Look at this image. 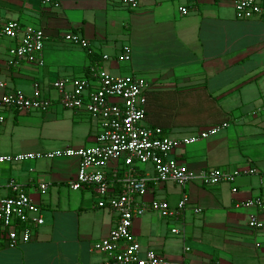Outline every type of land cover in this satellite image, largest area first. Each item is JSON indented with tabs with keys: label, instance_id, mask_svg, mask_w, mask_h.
<instances>
[{
	"label": "crops",
	"instance_id": "obj_1",
	"mask_svg": "<svg viewBox=\"0 0 264 264\" xmlns=\"http://www.w3.org/2000/svg\"><path fill=\"white\" fill-rule=\"evenodd\" d=\"M182 6L188 15L179 14ZM260 7V14L238 20L224 0H136L135 7L120 0H0V28L15 20L41 30L45 38L38 65L10 59L8 50L16 41L0 35V95L32 97L38 89L41 97L55 102L52 84L62 77H87L91 69L117 77L137 75L150 85L145 126L183 138L228 124L214 137L176 149L171 158L195 172H264V0ZM68 34L86 40L87 47L68 43ZM124 46L131 50L130 60L120 62ZM0 117V155L84 148L99 133L97 120L83 109H0ZM77 168L78 160L68 157L0 165V198L12 195L8 184L14 182L41 208L44 219L29 243L0 248V264L103 260L89 248L108 235L117 215L96 206L91 187L69 189ZM119 170L120 163L106 169L116 190ZM135 176L147 180L144 201L164 200L175 208L183 195L187 199L177 217L162 219L148 211L133 220L131 233L142 249L181 264H264V211L234 208L248 198L264 200L259 177L240 176L216 186L194 180L181 188L157 182L150 165L135 167ZM40 184L47 185L44 194ZM195 208L200 212L194 213ZM252 214L262 229L248 228Z\"/></svg>",
	"mask_w": 264,
	"mask_h": 264
},
{
	"label": "built area",
	"instance_id": "obj_2",
	"mask_svg": "<svg viewBox=\"0 0 264 264\" xmlns=\"http://www.w3.org/2000/svg\"><path fill=\"white\" fill-rule=\"evenodd\" d=\"M48 2V0H43ZM221 1V0H214ZM232 4L238 20H249L260 14V0H224ZM122 5L135 7L136 0H120ZM179 14L186 16L189 9L178 8ZM0 35L16 41L8 50L12 60H26L42 65L40 59L44 47V34L32 27H21L15 20L5 21ZM18 39V40H17ZM65 40L81 48L87 47L86 40L68 34ZM128 46L121 49L118 61L130 60ZM106 58V57H104ZM57 92L54 101L41 97L38 89L29 97L20 92H3L0 95V109L21 113L46 112L54 105L67 110L83 109L98 122L99 133L92 146L79 149H65L49 153H20L0 155V165L13 162H27L38 159L76 158L78 168L75 178L68 187L78 191L91 187L97 196L96 206L116 213L117 220L108 235L95 242L92 252L103 255V260L95 264H181L167 261L151 250H144L131 233L132 222L146 212L158 214L162 219H171L185 209L186 197L183 195L175 208L164 200L144 201L147 193V180L135 176V167L150 165L157 182H172L184 188L189 182L198 180L204 186L234 183L240 176H257L264 182V172L255 168L223 172L207 169L195 172L183 163L171 158V154L180 147L195 144L214 137L228 127L222 123L209 127L194 135L183 138H171L163 134L160 128L145 126L149 83L142 77L131 75L117 77L105 71L91 69L87 77H62L52 84ZM0 90L4 84L0 81ZM3 122L0 117V123ZM111 163H120L115 182L116 190L109 181L106 169ZM11 196L0 198V248H16L29 243L38 228L44 224L41 208L36 205L26 191L18 184L10 182ZM42 194L47 191L46 184H40ZM232 193L236 192L232 188ZM235 209H253L264 211V200L260 197L248 198L234 205ZM199 213L200 209H193ZM247 226L252 230L263 228L256 214L250 215ZM178 234L177 229L171 230Z\"/></svg>",
	"mask_w": 264,
	"mask_h": 264
},
{
	"label": "rangeland",
	"instance_id": "obj_3",
	"mask_svg": "<svg viewBox=\"0 0 264 264\" xmlns=\"http://www.w3.org/2000/svg\"><path fill=\"white\" fill-rule=\"evenodd\" d=\"M93 244H94V243H92V244L90 245V248H89L90 252H92V251H91V248H92ZM95 253H96V252H95Z\"/></svg>",
	"mask_w": 264,
	"mask_h": 264
}]
</instances>
